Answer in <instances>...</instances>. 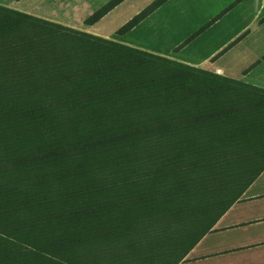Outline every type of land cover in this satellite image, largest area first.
<instances>
[{
  "label": "trees",
  "instance_id": "obj_1",
  "mask_svg": "<svg viewBox=\"0 0 264 264\" xmlns=\"http://www.w3.org/2000/svg\"><path fill=\"white\" fill-rule=\"evenodd\" d=\"M262 171L263 88L0 6V264L194 236Z\"/></svg>",
  "mask_w": 264,
  "mask_h": 264
},
{
  "label": "crops",
  "instance_id": "obj_2",
  "mask_svg": "<svg viewBox=\"0 0 264 264\" xmlns=\"http://www.w3.org/2000/svg\"><path fill=\"white\" fill-rule=\"evenodd\" d=\"M152 1L122 0L91 25H84L85 18L105 0H0V6L109 38L110 23L124 14L127 22L136 7ZM143 21L148 52L264 89V0H166ZM49 259L50 264H264V171L194 236L88 259Z\"/></svg>",
  "mask_w": 264,
  "mask_h": 264
},
{
  "label": "rangeland",
  "instance_id": "obj_3",
  "mask_svg": "<svg viewBox=\"0 0 264 264\" xmlns=\"http://www.w3.org/2000/svg\"><path fill=\"white\" fill-rule=\"evenodd\" d=\"M111 0H105V4H107V3H109ZM105 4H103V5H100V6H96V7H94L95 9H94V11L92 12V13H90L86 18H85V20H84V25H88L85 21H86V19L87 18H89L94 12H96V11H99L101 8H103V6L105 5ZM114 7V6H113ZM112 7V8H113ZM146 6H138V7H136L137 8V13H135V14H133L132 16H131V18L132 17H134L136 14H138L141 10H143L144 8H145ZM111 8V9H112ZM110 9V10H111ZM109 11V10H108ZM107 11V12H108ZM106 12V13H107ZM124 12V11H123ZM127 12H129V11H127ZM105 13V14H106ZM121 15H123V13L121 14ZM104 16V14L101 16V17H103ZM125 16V17H124ZM128 16V14H124L123 15V18L122 19H120V20H115V22H113V23H110L109 24V28L105 31V32H107L108 34H111V37H109L110 39H113V40H126V41H128V42H132V43H134V44H137L138 46H140L141 48H144V49H146V50H148V21H146V22H144L143 21V19L142 20H140L135 26L137 27V28H135V30L134 31H132V32H130V33H128L129 32V30H127V31H122L120 28H122V26L126 23H124L123 22V20L126 18ZM100 17V18H101ZM100 18L98 19V20H100ZM130 18V19H131ZM97 20V21H98ZM97 21H95L94 23H92V24H95ZM121 23V24H120ZM91 25V24H90ZM116 26H118L117 27V29H114V27H116ZM134 26V27H135ZM133 28V27H132ZM131 28V29H132ZM112 36H114V37H112ZM137 45H135V46H137Z\"/></svg>",
  "mask_w": 264,
  "mask_h": 264
}]
</instances>
